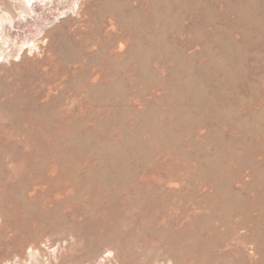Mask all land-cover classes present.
<instances>
[{
	"label": "rangeland",
	"instance_id": "374dc122",
	"mask_svg": "<svg viewBox=\"0 0 264 264\" xmlns=\"http://www.w3.org/2000/svg\"><path fill=\"white\" fill-rule=\"evenodd\" d=\"M1 16L0 264H264V0Z\"/></svg>",
	"mask_w": 264,
	"mask_h": 264
},
{
	"label": "bare ground",
	"instance_id": "6f19581e",
	"mask_svg": "<svg viewBox=\"0 0 264 264\" xmlns=\"http://www.w3.org/2000/svg\"><path fill=\"white\" fill-rule=\"evenodd\" d=\"M33 1H35V2H37V0H27V2H32L33 3ZM41 1V0H40ZM4 16V15H3ZM3 16H1V19L0 20H2V17ZM11 18V17H10ZM3 27L0 29V39L2 40L3 39V36H2V33H3ZM7 40V39H6ZM30 41H32V45H30V46H28V44L30 43ZM38 43V42H37ZM17 46L19 47V49H21L22 50V48H23V46H28V47H25V49H31V47L33 46V47H37L38 48V44H35V41H33V40H29V39H25V40H22V41H20V43L19 44H17ZM17 52H18V50H17ZM17 52H16V54H17Z\"/></svg>",
	"mask_w": 264,
	"mask_h": 264
}]
</instances>
